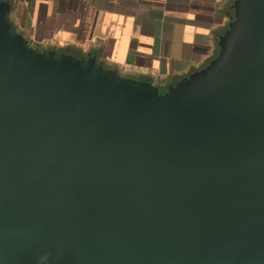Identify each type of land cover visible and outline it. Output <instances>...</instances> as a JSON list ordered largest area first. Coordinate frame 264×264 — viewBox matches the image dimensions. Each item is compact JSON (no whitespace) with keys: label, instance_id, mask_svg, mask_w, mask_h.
<instances>
[{"label":"water","instance_id":"95a60500","mask_svg":"<svg viewBox=\"0 0 264 264\" xmlns=\"http://www.w3.org/2000/svg\"><path fill=\"white\" fill-rule=\"evenodd\" d=\"M159 92L36 51L0 2V264H264V0Z\"/></svg>","mask_w":264,"mask_h":264},{"label":"crops","instance_id":"0c3cea01","mask_svg":"<svg viewBox=\"0 0 264 264\" xmlns=\"http://www.w3.org/2000/svg\"><path fill=\"white\" fill-rule=\"evenodd\" d=\"M36 51L96 62L159 92L219 53L234 0H0Z\"/></svg>","mask_w":264,"mask_h":264}]
</instances>
